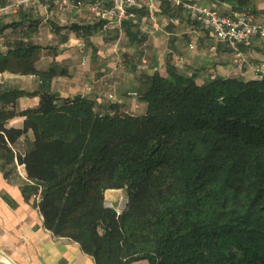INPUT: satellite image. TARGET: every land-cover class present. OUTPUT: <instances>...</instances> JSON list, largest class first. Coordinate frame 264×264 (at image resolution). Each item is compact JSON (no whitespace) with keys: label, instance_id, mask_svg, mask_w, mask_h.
<instances>
[{"label":"trees","instance_id":"1","mask_svg":"<svg viewBox=\"0 0 264 264\" xmlns=\"http://www.w3.org/2000/svg\"><path fill=\"white\" fill-rule=\"evenodd\" d=\"M41 49L15 41L0 70L36 72ZM42 78L40 104L19 129L8 122L24 92L0 84V169L25 168L22 191L56 237L96 264H264V76L202 84L168 63L139 76L144 114L84 97L58 105ZM110 191L128 197L120 218Z\"/></svg>","mask_w":264,"mask_h":264},{"label":"crops","instance_id":"2","mask_svg":"<svg viewBox=\"0 0 264 264\" xmlns=\"http://www.w3.org/2000/svg\"><path fill=\"white\" fill-rule=\"evenodd\" d=\"M14 1L0 0V9ZM23 1L21 9H8L0 17V37L5 40L0 52H8L10 44L21 40L42 49L36 72L0 70L1 85L24 92L17 102L19 115L8 122L10 128H22L23 114L39 106L43 76H51L58 105L84 97L96 109L113 103L131 114L146 111L139 98L128 96L138 93L139 76L153 75L168 63L202 84L217 78L264 76V40L230 48L190 21L171 0H142L132 9L135 19L121 24L101 18L99 10L90 11L95 0ZM193 1L204 6L216 2L223 14L249 13L257 25L264 26V0ZM29 21L32 27L25 26ZM127 27L143 42H131ZM33 142L34 134L29 132L18 151L25 153ZM13 169L10 176L0 169V250L8 256L0 255V264H96L79 244L46 228L38 198L27 199L22 191L28 181L25 168L15 163ZM121 192L110 191L107 197L118 198Z\"/></svg>","mask_w":264,"mask_h":264},{"label":"built area","instance_id":"3","mask_svg":"<svg viewBox=\"0 0 264 264\" xmlns=\"http://www.w3.org/2000/svg\"><path fill=\"white\" fill-rule=\"evenodd\" d=\"M44 1V0H38ZM142 0H95L89 8L90 11H100V17L110 22L118 24L127 19H135L132 9L138 6ZM178 8H182L193 23L206 31H210L215 39L230 48L236 49L238 46L248 44L254 39L264 40V26H259L254 22L249 13L223 14L216 2L209 6L201 5L193 0H171ZM25 2L15 0L6 9H0V17L6 10L17 11ZM4 39L0 37V47L4 44ZM85 62V60H84ZM129 97L138 98L137 93L128 94ZM111 100L114 99L110 95ZM128 204V197L121 192L116 201L107 200V207L114 210L117 218H120Z\"/></svg>","mask_w":264,"mask_h":264},{"label":"rangeland","instance_id":"4","mask_svg":"<svg viewBox=\"0 0 264 264\" xmlns=\"http://www.w3.org/2000/svg\"><path fill=\"white\" fill-rule=\"evenodd\" d=\"M108 200H111V201H116L117 198L116 197H108Z\"/></svg>","mask_w":264,"mask_h":264},{"label":"water","instance_id":"5","mask_svg":"<svg viewBox=\"0 0 264 264\" xmlns=\"http://www.w3.org/2000/svg\"><path fill=\"white\" fill-rule=\"evenodd\" d=\"M0 255L4 256V257H8L5 253H3L1 250H0Z\"/></svg>","mask_w":264,"mask_h":264}]
</instances>
